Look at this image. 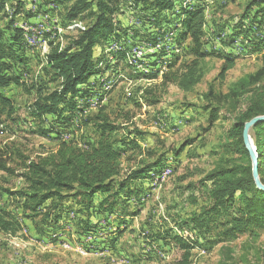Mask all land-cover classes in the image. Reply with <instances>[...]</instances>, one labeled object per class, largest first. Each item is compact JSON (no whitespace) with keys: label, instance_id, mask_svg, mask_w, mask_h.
<instances>
[{"label":"rangeland","instance_id":"1","mask_svg":"<svg viewBox=\"0 0 264 264\" xmlns=\"http://www.w3.org/2000/svg\"><path fill=\"white\" fill-rule=\"evenodd\" d=\"M5 1L0 12V42L11 44L18 36L16 29L24 31L26 45L19 54L25 58L26 71L16 67L24 84L2 89L13 100L15 112L0 121V152L8 148L10 168L0 169L1 207L23 217L22 199L11 194L26 188L19 168L21 158L54 151L64 139L85 145L95 133L83 124L84 119L98 112L100 106H105L112 120L121 125L119 146H124V138L134 137L133 131L138 129L143 132L139 138L142 146L155 152L153 156L145 152L124 161V173L142 161L153 162L160 154H167L162 159V172L139 181L133 196L128 200L120 198L117 211L92 215L70 200L66 203L68 212L58 226L24 217L23 233L11 236L0 231V264H176L181 257L174 240L177 235L194 242V264H264V224L235 239L221 241V224L239 214V202L212 210L213 182H201L214 168L248 162L233 147L232 129L241 114L264 95L263 82L245 90L239 83L261 68L263 53H249L243 35L234 42L219 33H231L244 16L249 0L207 1L206 47L236 54V65L221 78L223 59L208 56L202 63L204 76L190 92L174 84L158 87L161 74L157 79L137 78L154 69L152 55L163 47L162 43L144 41L143 37L156 32V27L140 10L125 7L116 15V21L122 29H128L129 39L109 43H118V49L108 45L104 51L102 43L96 46L95 56L106 57L110 63H102L99 69L103 71L90 77V82L96 80L90 96L76 98L85 116L71 119L67 115L56 120L49 115L43 123L30 117V108L38 97L46 96L59 84L60 79L46 68L49 43L61 41L62 46H68L81 34L77 24L85 29L93 18L71 23L64 18L65 7L48 0ZM178 7L176 3L174 9ZM32 32L35 35H30ZM172 44L166 46L168 51H172ZM189 45L190 41L177 49L181 60L192 59ZM121 49L128 51L127 57L116 65V54ZM104 82L109 92L106 95L101 93ZM233 90H239L240 95L232 96ZM101 96L104 99L100 100ZM146 97H158L159 101L148 104ZM212 111L218 113L213 123ZM40 128L53 133L42 135ZM251 138L254 142L252 130ZM174 149L181 152L177 154Z\"/></svg>","mask_w":264,"mask_h":264},{"label":"trees","instance_id":"2","mask_svg":"<svg viewBox=\"0 0 264 264\" xmlns=\"http://www.w3.org/2000/svg\"><path fill=\"white\" fill-rule=\"evenodd\" d=\"M48 1L64 6L66 9L64 18L71 23L86 17H92L93 20L92 24L80 30V36L68 46H62L61 41L49 43L46 68L60 80L56 89L44 97H38L30 108V117L38 119L41 123L46 121L49 115H54L56 120L67 115H70L71 119L85 116H83L85 109L79 108L76 98L90 96L96 86V80L95 83L90 82V77L103 71L102 68L99 69L102 63H110L106 57L95 56L96 46L102 43L105 51L110 42L121 43L122 40L126 41V37L129 39L128 29H122L116 21V15L125 7L140 10L151 21V25L156 27V32L143 37L144 41L154 45L162 43L163 47L152 55L153 59L155 58L151 62L154 69L138 74L137 78L157 79L161 74V83L157 84L158 87L164 88L174 84L183 91L190 92L202 80L204 76L202 63L208 56L217 55L223 59L224 64L219 75L221 78H225L227 72L236 65V54L228 51H211L206 47L204 36L208 20L205 5L209 0H191L187 5H184L185 0ZM5 2L0 0V12ZM176 3H179L177 10L174 9ZM31 15L30 17L33 16ZM16 31L18 36L11 44L0 42V121L4 116L12 117L15 112L13 100L2 89L11 84L17 86L24 84L22 74L15 72V69L17 67L21 71H26L25 58L19 54L20 52L23 54V46L26 43L24 31L20 29ZM219 35L230 36L234 42L243 35L247 38L249 53L262 51L261 68L242 78L239 83L242 90L255 83L263 82L264 85V0H249L244 16L232 27L231 33ZM222 37L220 39H223ZM188 41H190L188 52L192 59L181 60L182 54L176 51L183 49ZM172 42L173 49L168 51L166 46L169 47ZM121 46L123 47L122 44ZM125 47L128 50L129 47ZM126 49L117 51L116 65L120 60L126 59L128 52ZM106 84L104 82L101 85L103 95L109 93L105 90ZM148 92H151V89H148ZM240 93L239 90H233L231 94L239 96ZM102 99L104 98L101 96L100 100ZM146 101L148 104H156L159 98L146 97ZM260 115H264V95L241 114L232 129L233 147L248 162L214 168L201 181L213 182L211 196L215 204L212 210L231 207L236 201L239 202V214L221 224L222 230L219 233L221 241L235 239L250 228L264 224V191L258 188L254 180L253 162L243 138L246 122ZM217 119L218 113L212 111L210 122L213 123ZM83 124L92 127L95 133L93 136L96 138L93 137L94 142L91 138L85 145H77L64 139L54 151L40 153L35 158L28 156L21 158L19 168L22 171L21 177L26 181V188L11 194L22 199L24 214L20 217L17 213L0 206L1 232L11 236L23 233L26 228L24 217L58 226L65 212H68L66 203L70 200L79 203L82 210L93 215L95 198L99 193H107L101 202L100 210L112 213L117 211L121 197L125 196L127 198L123 199L128 200L136 193L137 188L134 187L136 181L151 178L153 173L162 172L161 163L167 152L160 154L153 162L142 161L140 165L124 173V161H130L135 155H143L145 152L153 156L155 152L142 146L139 138L143 132L138 129L133 131L134 137L124 138L125 141L122 142L124 146H119L117 135L121 125L112 120L105 106H100L98 112L87 116ZM40 131L42 135L53 133V130L42 128ZM252 131L259 154V174L264 183V121L257 123ZM174 152L179 154L181 150L174 149ZM7 153L8 148L0 152L1 170H10L7 168ZM174 240L181 250V257L176 264H194L192 260L194 242L179 235L175 236Z\"/></svg>","mask_w":264,"mask_h":264},{"label":"water","instance_id":"3","mask_svg":"<svg viewBox=\"0 0 264 264\" xmlns=\"http://www.w3.org/2000/svg\"><path fill=\"white\" fill-rule=\"evenodd\" d=\"M264 121V115L256 116L252 118L250 121L246 122L244 131H243V138L245 145L250 153L252 162H253V177L254 180L261 190L264 191V183L261 181L260 174H259V154L257 153L256 146L251 138V130L252 128L259 122Z\"/></svg>","mask_w":264,"mask_h":264},{"label":"crops","instance_id":"4","mask_svg":"<svg viewBox=\"0 0 264 264\" xmlns=\"http://www.w3.org/2000/svg\"><path fill=\"white\" fill-rule=\"evenodd\" d=\"M32 16V15H31ZM33 17V16H32ZM95 138V136H94ZM94 138L91 139L92 142H94ZM96 139V138H95ZM141 181V180H140ZM139 181H136L134 184L135 186L137 185ZM107 196V193H99L96 195V198H95V203H94V206H95V213H97V215H103L105 214L107 211H103V210H100V206H101V202L102 200ZM80 207L79 209L82 210V206L79 204Z\"/></svg>","mask_w":264,"mask_h":264},{"label":"built area","instance_id":"5","mask_svg":"<svg viewBox=\"0 0 264 264\" xmlns=\"http://www.w3.org/2000/svg\"><path fill=\"white\" fill-rule=\"evenodd\" d=\"M184 3H185L184 5H187V4H190L191 1L190 0H185ZM23 28H25L24 24H23ZM30 35H35V34L32 32V34H30ZM116 44H118V43L114 42L113 44H107V46L108 45H116ZM135 52L137 54H143V52L141 50H137V51L135 50Z\"/></svg>","mask_w":264,"mask_h":264},{"label":"bare ground","instance_id":"6","mask_svg":"<svg viewBox=\"0 0 264 264\" xmlns=\"http://www.w3.org/2000/svg\"><path fill=\"white\" fill-rule=\"evenodd\" d=\"M76 26V25H75ZM72 27V26H71ZM76 27H79V28H81L82 30L84 29V26H82V24H77V26ZM70 28V27H69ZM117 47V46H116ZM141 66H142V64H140ZM168 171V170H167ZM163 175V174H162ZM162 177V176H161Z\"/></svg>","mask_w":264,"mask_h":264}]
</instances>
